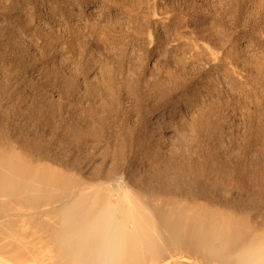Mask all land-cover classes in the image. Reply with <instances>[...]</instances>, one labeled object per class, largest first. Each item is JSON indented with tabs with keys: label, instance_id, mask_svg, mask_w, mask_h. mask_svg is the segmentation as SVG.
<instances>
[{
	"label": "bare ground",
	"instance_id": "6f19581e",
	"mask_svg": "<svg viewBox=\"0 0 264 264\" xmlns=\"http://www.w3.org/2000/svg\"><path fill=\"white\" fill-rule=\"evenodd\" d=\"M8 1L9 0H7V2ZM16 1L18 3H20L22 0H16ZM71 1L73 2V0H71ZM254 1H256V0H254ZM254 1H253V3H254ZM258 1L262 2V0H258ZM258 1H256V2L258 4H260ZM5 2L6 1H4L3 4H5ZM31 2H32V0H31ZM43 2H44V0H43ZM60 2H59V4H60ZM45 3H47V2H45ZM35 4H37V3H35ZM0 5H2V4H0ZM16 5H17V3H16ZM30 5H29V7H30ZM50 5H51V3H50ZM158 5H159V3H158ZM261 5L263 6L264 3ZM42 6L43 5H41V7ZM255 7H257V6H255ZM37 8H40V7H37ZM64 8H66V7H64ZM11 9H12V7H11ZM23 9H25V8H23ZM28 9H31V8H28ZM262 9H263V7H262ZM5 10H6V8H5ZM7 10H8V8H7ZM65 10L67 11V9H65ZM247 10H250V9H247ZM48 11H50V10H48ZM170 11L174 12L173 10H170ZM252 11H253V9H252ZM262 11H264V10H262ZM16 12L19 13L18 10H16ZM16 12H15L16 16H14V14L11 16H14V18L17 17ZM62 12H63V10H62ZM255 12L256 11L254 10V13ZM257 12H259V11L257 10ZM43 13L44 12H42L43 17H41V19H43L44 27L46 26L47 28H49L51 26L52 30H54L55 28L57 29L58 26L57 27L52 26V24H53L52 22L58 21V18L54 17L52 13L51 14H49V13L43 14ZM169 13L170 12H168V15H169ZM176 13H177V11H176ZM249 13L252 15L251 12H249ZM156 14H158V13H155V16H156ZM255 14H257V13H255ZM159 15H160V13L157 16H159ZM165 15L167 16V14H165ZM18 16H19V14H18ZM152 16H154V15H152ZM254 16H256V15H254ZM7 18H9V17H7ZM170 18H171V16H170ZM170 18L168 16L163 17L162 18L163 20L161 22H163V21L167 22V21H169ZM172 18L174 19V17H172ZM18 19H19V17H18ZM151 19H150V21H151ZM160 19H161V17H160ZM82 20H83V18H82ZM189 21H187L186 23H188ZM18 22H19V20H18ZM31 23H32V21H31ZM14 24H16L15 21H14ZM56 24H57V22H56ZM66 24L64 26H66ZM154 24H156V22ZM159 24H161V23H159ZM170 24H172V23H170ZM188 24H191V23H188ZM43 25H42V28H43ZM68 25H70V24L68 23ZM151 25H152V23H151ZM14 26H16V25H14ZM38 26H40V25H38ZM84 26H82V28ZM36 27H37V23H36ZM52 27H54V28H52ZM74 27H76V26H74ZM79 27H81V26L79 25ZM100 27H102V26H100ZM72 28H73V26H72ZM0 29L6 30L4 25ZM9 29H7V30H9ZM34 29H35V27H34ZM84 29H85V27H84ZM147 29H149V28H147ZM58 30H59V28H58ZM58 30H57V32L59 33ZM61 30H62V28H61ZM74 30L75 29L73 28V31ZM37 31H39V28ZM46 31L49 32V29ZM75 31H78V29ZM3 32H5V31H2L1 33H3ZM32 32H33V30H32ZM41 32L43 33V31H41ZM45 32H44V34H45ZM53 32L54 31H52L51 33H53ZM87 32H88V28H87ZM17 33H19V31ZM58 33H57V35H58ZM60 33H62V32H60ZM60 33H59V37H61ZM66 33H68V32H66ZM11 34H13V33H11ZM19 34H21V33H19ZM33 34H35V33H33ZM36 34H37V32H36ZM78 34H79V32H78ZM83 34H85V33H83ZM150 34H152V33H150ZM37 35H39V34H37ZM178 35L180 36V33ZM35 36L36 35H34V37ZM78 36L76 39H78ZM82 36L84 37V35H82ZM86 36H88V35H86ZM183 36H184V34H183ZM34 37H32V38H34ZM44 37L42 38L43 40H45ZM50 37H51V35L49 36V38ZM59 37H58V39H59ZM101 37H102V35H101ZM16 38H17V35H16ZM36 38H37V36H36ZM80 38H79V40L83 39V38L82 39H80ZM18 39H19V37H18ZM18 39H17V41H18ZM40 39L41 38H39V40ZM86 39L88 42V38H86ZM91 39H92V37H91ZM148 39L147 40L150 43L151 40H150V38H148ZM14 40H16V39H14ZM39 40L37 43H39ZM84 40H83V46L86 43ZM2 41H4V40H2ZM20 41H22V43H24L25 39L20 38ZM40 41H42V40H40ZM49 41L51 42L50 39H49ZM249 41H252V40H249ZM0 42H1V40H0ZM4 42H2V43L4 44ZM77 42L74 40L71 42H68V41H61L60 42L59 58H58L59 68L56 69L58 71H56V70L54 71V73L58 72V74H59V78H57V79H59V82H60L59 86H61V90L59 89L61 91V92L59 91L60 95H57V96H59L58 100H56V98H55V100L57 101V104H58L57 108H59L57 110H59L58 113L60 114V117H59L60 120H57V121H60V131L58 130L59 128L57 127L58 128L57 130L59 131V136H55L56 137L55 139H57L56 141L58 144L57 154L55 156H53L49 151V146L45 145L48 142L43 144L38 139L39 136L37 138L36 137L32 138L33 136L32 137H30V135L27 136L26 133H25L26 136H11V135L6 136L8 133L5 136H0V264H264V223L263 222L260 223V221L258 223H260L261 225H258V223H254L258 218L255 216L257 218L255 220V219H251V217L253 218V215H255L257 213H255V214L251 213L252 215L250 216V214H249V212H250L249 210H251L250 208H249V210L240 209L242 211L239 212L233 207L232 203H231L232 205L230 204V202L226 198L225 194L220 192L218 194L215 193L216 195H214L215 191L213 188L216 186L213 187L212 182H210V180L212 178H215V177H212L210 180L208 179L211 184L208 182H205V181H207V178L205 181L203 180V176H204V172H205L206 168L204 169V166H203V160H204L203 159V157H204L203 153L204 152H203V149H201L199 146V143H198L199 140H197L200 137L198 136V138L196 140H194L195 138H193V140L191 142L190 141L187 142L188 139H187V133L185 132L186 131L185 127H187L189 124H187V126H186L185 120H188V118L187 119L185 118L186 110H183L181 108V105H180L181 102L180 101H182V100L179 101L177 96H178V94H180V95L183 94V96H184L185 93H188L192 89L194 84L189 85L186 82L189 80H186V78L184 79V77L182 78V76H184L182 71H181L182 76L179 77L178 75L180 73L179 74L177 73L178 75H176V73L175 74L172 73V71L174 69L173 70L171 69V71L167 69L166 70L167 74H161V73L158 74L159 73L158 71H160V70H157L158 73L156 72L157 75L155 74L156 76L154 77V79L152 78L153 81L147 80V81H149V82H147L146 81L147 78H145V81L147 83H150V84L147 86V88L144 91H140L136 86V82L139 81L137 76L132 77L130 75H125L126 69H125V72L121 71L125 68V67L123 68V66H122L123 69H121V70L118 68L121 71L119 73H117V67H116L117 65L115 66L116 68H111L109 70L108 65H112L111 64L112 61H111V63L109 62L110 64H108V63H107L108 65L106 64L108 66L107 67L104 64L105 63L104 60H106L104 58H106V57L103 58L102 57L103 55L102 56H100V55L96 56V54H94L93 50L92 51L90 50L91 52L89 50H88L89 52H87V50H86V52L85 51L84 52L80 51L81 53L78 52V54H80L81 56H80V59H78V57H77L78 60L76 61L77 51L79 49L81 50V48H80L81 46H79V44ZM92 42L93 41L91 40L90 43L93 45L94 43H92ZM25 43H26V41H25ZM95 43H96L95 45H97V42H95ZM9 44H8V47H9ZM16 44H17L16 47H19L18 43H16ZM192 44H193V42H192ZM195 44L193 46H195ZM201 44H202V42H201ZM203 44L207 45V43H205V42ZM12 45H13V43H12ZM20 45H21V43H20ZM80 45H82V44H80ZM92 45H90V46H92ZM190 45H191V41H190L188 47L192 50V48H191L192 45L191 46ZM204 45H200V46L204 47ZM206 45H205V47H207V49H208L207 51H209V55H210L209 58H211L210 61L212 63L217 62V64H218V62L221 61V60H219L220 57L218 56V53H220V51H218V50L213 51L216 48L213 49V48L209 47L210 45L209 46L208 45L206 46ZM25 46H27V45H25ZM41 46H39V48ZM98 46H99V44H98ZM200 46H199L198 50L201 49ZM245 46L250 47L251 43L248 42L245 44ZM16 47H15V49H18ZM30 47H32V46H30ZM26 48H27V50L30 49L28 47H26ZM84 48H87V46L85 45ZM84 48L82 47V49H84ZM194 48H197V47L195 46ZM209 48H210V50H209ZM9 49H8V51H9ZM15 49H12V50L14 51ZM25 49L23 50V48H22L23 51H21V50L20 51L24 52ZM249 49H251V48H249ZM0 50H1V48H0ZM32 50L34 51V49H32ZM202 50H204V49L202 48ZM202 50H200V51H202ZM6 51L7 50H5V52ZM35 52L36 51L33 52V56H34ZM92 52L94 55L92 54ZM216 52H218V53H216ZM10 53H11V51H10ZM27 53H28V51H27ZM55 53H57V52H55ZM205 53H208V52L201 53V56H202V54H205ZM30 54L32 55L31 52H30ZM191 54L194 55V51H192ZM241 54H242V52H241ZM251 55H253V54H251ZM254 55L257 56V54H254ZM260 55H262V54H260ZM21 56H23V55H21ZM25 57H23L24 60H25ZM223 57H224V55H223ZM258 57L260 58V56H258ZM262 57H264V56H262ZM23 58H21V61ZM34 58H36V55ZM209 58L208 59L205 58V59L209 60ZM228 58L229 57H227V59L226 58H223V59L228 60ZM236 58H239V57H236ZM178 59H180V58H178ZM230 59H234V58L230 57ZM229 60H228V63H229ZM243 60H245L244 57H243ZM1 61H3V60H1ZM4 61H6V60H4ZM261 61H264L263 58ZM261 61H260V63H262ZM208 63H210V62H208ZM233 63H234V61H233ZM238 63H239V61H238ZM245 63H247V61ZM245 63H243V64H245ZM175 64H177V63H175ZM185 64H187V63H185ZM229 64L231 65V63H229ZM89 65H94L95 67L101 68L102 70H100V72L102 71V75H100V77L97 75L98 77L94 78V80H93V78L92 79L90 78L94 82L89 84V85H91V86H89V88L85 89V87H83V89H84L83 90L80 87L81 86L80 80H83V78L81 79L80 77L86 70H88L87 67ZM5 66H3V67L5 68ZM179 66H180V64H179ZM183 66H185V65H183ZM110 67H113V66H110ZM130 67H128V68H130ZM233 67L234 66H232V68ZM245 67H246V65H245ZM199 68H197V69H199ZM237 68H239V67H237ZM237 68H235V69H237ZM242 68H244V67H242ZM256 68L258 69V67H256ZM133 69H134V67H133ZM225 69H226V67H225ZM241 69H239V70L240 71L244 70V69H242V70ZM251 69H252V67H251ZM89 70H91V69L89 68ZM128 71H130V69ZM233 71H234V69H233ZM107 72H109V73H107ZM139 72H138V77L141 76L140 75L141 73L139 74ZM154 72H152V73H154ZM176 72H178V71H176ZM94 73H95V71H94ZM94 73H93V75H94ZM184 73H185V71H184ZM225 73H228V72L225 71ZM231 73H229V74H231ZM241 73L239 72V74H237V75L239 76ZM243 73H244V71H243ZM245 73H247V72H245ZM249 73L250 72H248V74ZM58 74H56V75H58ZM89 74H87V75H89ZM219 74H221V73H219ZM53 75L54 74H52V76ZM93 75H92V77H94ZM144 75L145 74L143 72V76ZM187 77H189V76H187ZM215 77H217V76H215ZM228 78L231 79V77H229V76H228ZM30 79L31 78L29 77V80ZM235 79H236V77H235ZM240 79L241 78H239V80ZM242 79L244 80L243 74H242ZM26 80L28 81V78ZM30 81L32 82L33 80H30ZM190 81H192V80H190ZM87 82H88V80H87ZM246 82H248V81H246ZM179 83L180 84L183 83L185 85L181 91L174 92V93L169 92V90L171 91V86H172V90H173L174 89L173 87L175 85L178 87ZM193 83H194V81H193ZM242 83H244V81ZM30 84L31 83H29V85ZM209 84H211V83H209ZM239 84H241V83H239ZM23 85H25V83ZM246 85H248V84H246ZM85 86H86V84H85ZM29 88H31V86ZM177 89H179V87ZM194 89H195V87H194ZM28 90H30V89H28ZM33 90H35V89L33 88ZM173 91H175V90H173ZM199 91H201V90H199ZM26 92H30V91H26ZM155 93H159L160 95L165 96V97L162 96L164 98V100L161 102V105L158 108L159 109L158 114L155 116L156 119H153L156 121L157 125L155 127H152L154 125V123H152V125L150 127L149 124H147V125L144 124L145 126H144L143 130L140 132L141 134L139 133L140 129L138 131L131 130V132H130L129 129L132 126L127 127L129 125V123L127 121L128 118L126 117L128 115V112L130 111L129 110L130 106H128L129 107L128 111L124 110L125 108L122 107V105L125 104L123 102V97L127 96L128 98L134 100L137 104V105L136 104L134 105V108H135V106H140L139 105L140 102L143 101L146 97H150L151 95H153ZM31 94H28V95H31ZM33 94H34V92H33ZM28 95H27V98H28ZM44 95H45V93H44ZM23 96L25 98V95H23ZM68 96H70L71 98L69 99ZM47 97L49 98V96H47ZM187 97H183V98L187 99ZM0 98H2V97H0ZM27 98H25V99H27ZM50 98H52V96ZM163 98H161V99H163ZM150 99H151V97H150ZM152 99H153V97H152ZM21 100L22 99H20L19 101L21 102ZM30 100H31V98H30ZM39 101H38V103H39ZM56 101H55V103H56ZM45 102H47V101H45ZM141 103H144V102H141ZM79 104L80 105L83 104L84 106L81 107V106H79ZM147 104H146V106H148ZM42 105H43V103H42ZM132 105H133V103H132ZM31 107L29 106V108H31ZM42 107L43 106H41V108ZM51 107H52V105H51ZM155 107H157V106L155 105L154 109H155ZM52 108H54V106ZM137 108H135V109H137ZM31 109L33 110V108H31ZM37 109H36V112L39 111ZM45 109H43V110H45ZM48 109H49V107H48ZM48 109H46V110H48ZM34 110H35V108H34ZM57 110H55V111H57ZM148 112L146 110L145 113H148ZM154 112H155V110H154ZM37 113H39V112H37ZM40 113H43V112L40 111ZM40 113H39V115H40ZM46 114H48V113H46ZM52 114H53V111H52ZM129 114H131V113H129ZM138 114H136V115H138ZM7 115H9V114H6V116ZM39 115L36 114L37 117H39ZM43 115H41V116H43ZM186 115H188V112ZM150 116H152V115H150ZM177 116H179L178 117L180 119L179 121H178V119L176 120ZM10 117H11V115H10ZM37 117H36V119H38ZM48 118H49V116H48ZM134 118H135V116H134ZM139 118H140V116H139ZM145 118H149V117L145 116ZM6 119H8V118H6ZM51 119L53 120L54 118L51 117ZM149 120H150V118H149ZM45 121L47 122V118L45 119ZM80 121H82V122L84 121V123H86V126L88 127V128L86 127L87 128L86 133H85V131L83 132V130H82L83 128L81 129ZM144 121H145V119H144ZM151 121H152V119H151ZM175 121L180 122V123H178L179 125H176ZM111 122H113L115 124V126L118 127L119 130H124V131L127 130L130 132V134L128 136H118L119 140L116 141L115 144H113V145L110 144L112 141L111 140L112 137H110V135H108V134H107L108 136H104L105 130L108 127V125H110ZM202 123H201V125H202ZM55 124H58V123H54L53 125H55ZM131 125H132V123H131ZM205 125H203V126H205ZM0 126H1V124H0ZM135 126H136V124L134 125V128H135ZM141 126L143 127V124ZM200 126H199V128H200ZM9 128H10V126H9ZM16 128H17V126H16ZM23 128H22V130H23ZM50 128H53V127H50ZM201 128H202V126H201ZM216 128H218V127H216ZM172 129H174L175 132L178 131L180 135L179 136L175 135L176 137L171 136V135L169 136L168 132L171 131ZM196 129H198V128H196ZM193 130L191 131V133L195 132V135H196L197 130L196 131H193ZM206 130H207V128H206ZM47 131H44V132H47ZM49 131H51V130L49 129ZM81 131H82V133L85 134L84 136H80ZM111 131L114 133V130H111ZM20 132H18V133L20 134ZM40 132L42 133L43 130ZM109 132H110V130H109ZM204 132H205V130H204ZM214 132H215V129H214ZM218 132L220 133V131H218ZM218 132H215L214 135H216ZM28 133H29V131H28ZM38 133H39V131H38ZM55 133H57V132L55 131ZM199 133L200 132H198V134ZM9 134H10V132H9ZM208 134H209V132H208ZM36 135H37V132H36ZM188 135L190 136L192 134H189V131H188ZM218 136H220V135L218 134ZM192 137H191V139H192ZM208 137H211V136H208ZM212 138H213V136H212ZM44 142H46V141H44ZM216 142H218V141H216ZM224 142H225V140H224ZM216 144L212 145V146H216ZM206 146H207V144H206ZM221 146L222 145H220V147ZM108 148L109 149L112 148L111 149L112 151H110V153H108V152L106 153L104 151V149L106 150ZM210 152H212V149ZM216 152H217V150H216ZM244 152H243V156H244ZM216 154H218V153H216ZM230 156H232V154L228 156L229 159H230ZM240 156H242V155H240ZM206 157H210V156H206ZM211 157H212V155H211ZM217 158H219V157H217ZM232 158H233V156H232ZM246 159L247 158H245V160ZM243 161H244V159H243ZM210 162H214V161H211V159H210ZM237 162H238V160H237ZM250 162H251V160H250ZM151 163L157 164V165H163L165 167L163 174H160V175L157 174V176L156 175L153 176L151 174H149L148 176H143L144 166L151 164ZM206 163H208L207 159H206ZM224 163H225V161H224ZM224 163H223V165H224ZM239 163H240V161H239ZM226 164L227 163H225V165ZM213 167H214V165H213ZM215 168H216V166H215ZM227 168H228V166H227ZM223 169H225V168H223ZM223 169H221V170H223ZM208 171H210V170H208ZM214 171H216V170L214 169ZM229 171H231V170L229 169ZM246 171H248V169ZM161 172H162V170H161ZM240 172H242V171L240 170ZM227 174L228 173H226L224 176L226 177ZM214 175H215V173H214ZM225 177H223L224 180L226 179ZM231 177H229V178H231ZM242 178H243V175H242ZM248 179H247V181H249ZM224 180L223 181L221 180L222 183L224 182ZM232 180H233V178H232ZM217 183L218 182L216 181V184ZM224 183H227V182H224ZM229 183H233V181L230 180ZM234 183H235V181H234ZM229 185H231V184H229ZM224 186H225V184H224ZM225 187L228 188L227 186H225ZM225 187H223V188H225ZM236 187L238 188L237 184H236ZM245 187H246V184H245ZM247 187H248V184H247ZM238 189H240V188H238ZM243 191H244V189H243ZM244 193H245V191H244ZM227 194H229L228 191H227ZM229 196L230 195H228V197ZM230 197H232V196H230ZM249 199H251V198L249 197ZM249 199H247V200H249ZM249 204H251V203H249ZM253 206H252V209H253ZM261 206H260V208H261ZM263 208H261V209H263ZM246 209H247V206H246ZM258 210H259V208H258ZM258 210L256 212H261L260 210L259 211ZM258 215L259 214H257V216ZM261 216H264V214ZM259 219H261V218H259ZM263 220L264 219H262V221ZM262 223H263V225H262Z\"/></svg>",
	"mask_w": 264,
	"mask_h": 264
},
{
	"label": "rangeland",
	"instance_id": "374dc122",
	"mask_svg": "<svg viewBox=\"0 0 264 264\" xmlns=\"http://www.w3.org/2000/svg\"><path fill=\"white\" fill-rule=\"evenodd\" d=\"M4 1H6L5 4H3ZM60 1L61 0H56V1L55 0H44V2H43V0H35V1L32 0V2H31V0H22L20 3H18L16 0H9L8 2H7V0H3V1L0 0V4H2V5H0V18H1L0 23L2 25L0 24V26L2 27L4 25L5 29H6V30L0 29V40H1L0 48L3 51L2 52L0 50V52H1L0 53V59L3 60V61L0 60V80H1L0 81V83H1L0 84V97H2V98H0V100H1L0 101V105H1L0 106V120H1L0 121V124H1V126H0V134L1 135L0 136H5L7 133L9 134V132H10V134L9 135L7 134L6 136H10V135L11 136H26V134H27V136L30 135V137L33 136L32 138H34V137L37 138L39 136L38 139L43 144L48 142L45 145L49 146L50 153L53 156H55L57 154L58 144L56 141L57 139H55L56 138L55 136H59L60 121H57V120H60V118H59L60 114L58 113L59 110H57L59 108H57L58 104H57L56 100H58V97H59L57 95H60L61 86H59L60 82H59V79H57V78H59V74H58V72L57 73L55 72L56 74H58V75H56L54 73V71L59 68L58 58H59V49H60V42L61 41H68V42H71L73 40L76 42L78 41L77 43L79 44V46H81L80 47L81 50L79 49L77 51L76 61L78 59H80V56H81L80 54H78V52H80V51L86 52V50H87V52H89L90 50L91 51L93 50V52H94V54H96V56H98V55L102 56L103 55L102 56L103 58L106 57V58H104V59H106V60H104L105 63L103 62L105 65L107 63L110 64L112 61V63H111L112 65L107 64L109 67L106 65L109 70L111 68L117 67V73H119L121 71L125 72V69H126L125 75H130L132 77L137 76L139 81L136 82V86L140 91H144L147 88V86L150 84V83H147V82H149L147 80L153 81L154 77L157 75L158 72H159L158 74H160V73L161 74H167L166 73L167 69L170 71H171V69L172 70L174 69L172 71V73H174V74L176 73V75H178L180 73L178 75L180 77V76H182L181 75V71H182V73L184 75V76H182V78L184 77V79L186 78V80H189V81H186L189 85L190 84H194V85L188 93H185L184 96H183V94L182 95L178 94L177 98L179 99V101L180 100L183 101V102L180 101L181 102L180 103L181 108L183 110H186V114L188 112V115L185 114V118L186 119L188 118V120H185V124H186V126H187V124H189L187 127H185V129H186L185 132L187 133V139H188L187 142H189V141L191 142L193 140V138H195L194 140H196L198 138V136L200 137L197 140H199L198 141L199 146L201 149H203V152H204L203 153L204 154L203 155L204 156L203 157V159H204L203 160V166H204V169L206 168V170L204 172L205 177L203 176V180L205 181L207 178V181H205V182H208V183L212 182V186L213 187L216 186L213 188L215 191L214 195H216L220 192L225 194V196L229 200L230 204L232 203L233 207L237 211L240 212L242 210H249V208H250L251 209V210H249L250 216L252 214H255V213L259 214L258 215L259 217L257 216V214L253 215V218L251 217V219H255V220L258 218L254 223H258L259 221H260V223L261 222L264 223V220L262 221V219H264V216H261L264 214V208H263L264 207V61H261L262 58L264 60V57H262V56H264V11H262V10H264V5L263 6L261 5L264 3V0H262L263 3L261 1L256 0L260 4H258L254 0H73V2L71 0H65V1L62 0L61 2ZM253 1H254V3H253ZM45 2H47V3H45ZM59 2L61 5L59 4ZM16 3H17V5H16ZM35 3H37L38 5ZM50 3H51V5H50ZM158 3H159V5H158ZM29 5H30V7H29ZM41 5H43L45 8L43 6L41 7ZM254 5L257 7H255ZM11 7H12V9H11ZM37 7H40V8H37ZM64 7H66V8H64ZM262 7H263V9H262ZM5 8H6V10H5ZM7 8H8V10H7ZM23 8H25V9H23ZM28 8H31V9L33 8V9L31 10ZM251 8L253 9V11ZM65 9H67V11ZM247 9H250V10H247ZM16 10H18L19 13H17ZM48 10H50V11H48ZM62 10H63V12H62ZM170 10H173L174 12H172ZM254 10L256 11L255 13H257V14L254 13ZM257 10L259 12H257ZM176 11H177V13H176ZM15 12L17 13V17L14 18V16H16ZM42 12H44L46 14L52 13L54 17L58 18V21L52 22L53 24L51 23L52 26H56V27L58 26L57 29L55 28L54 30H52L51 26L49 28H47L46 26L44 27L43 19H41V17H43ZM168 12H170V13L172 12V13L171 14L169 13V15H168ZM249 12H251L252 15ZM155 13H158V14L160 13L161 16L160 15L157 16L158 14H156V16H155ZM164 13L167 14V16L169 18L171 16V18L174 17V19L170 18L169 21H167V22H165V21L161 22L163 20L162 19L163 17H167ZM13 14H14V16H11ZM18 14H19V16H18ZM152 15H154V16H152ZM254 15H256V16H254ZM7 17H9V18H7ZM18 17H19V19H18ZM160 17H161V19H160ZM82 18H83V20H82ZM17 19L19 20V22ZM150 19H151V21H150ZM14 21L16 24H14ZM31 21H32V23H31ZM187 21H189L188 23H191V24L186 23ZM56 22H57V24H56ZM150 22L152 23V25ZM153 22L154 23L156 22V24H154ZM36 23H37V27H36ZM68 23L70 25H68ZM159 23H161V24L163 23V24L161 25ZM170 23H172V24H170ZM41 24L43 25V28H42ZM65 24H66V26H64ZM14 25H16V26H14ZM38 25H40V26H38ZM79 25L81 27H79ZM99 25L102 27H100ZM59 26L62 28V30ZM72 26L75 30L78 29V31H75V30L73 31ZM74 26H76V27H74ZM82 26H84L85 29H84V27L82 28ZM34 27L36 30L34 29ZM86 27L88 28V32H87ZM30 28L33 30V32ZM38 28H39V31H37ZM52 28H54V27H52ZM58 28H59V30H58ZM147 28H149L150 30ZM7 29H9V30H7ZM48 29H49V32L46 31ZM51 30L54 32L51 33L52 32ZM57 30L59 31V33L62 32V33H60L62 38L59 37V33L57 32ZM2 31H5L6 33L5 32L1 33ZM18 31L21 34L17 33ZM41 31H43V33ZM65 31L68 33H66ZM36 32L39 35H37ZM44 32H45V34H44ZM78 32L81 36L78 34ZM80 32L81 33L83 32L85 34H83V33L81 34ZM93 32L94 33L96 32V33L94 34ZM11 33H13V34H11ZM33 33H35V34H33ZM57 33H58V35H57ZM150 33H152V34H150ZM179 33H180V36L178 35ZM100 34L102 35V37ZM183 34H184V36H183ZM16 35H17V38H16ZM34 35H36L38 39L36 38V36L34 37ZM50 35H51V37L49 38ZM82 35H84V37ZM86 35H88V36H86ZM77 36H78V39H76ZM90 36L92 37V39ZM18 37H19V39H18ZM32 37H34V38H32ZM43 37L45 40L42 39ZM58 37H59V39H58ZM20 38L21 39L24 38L26 43H25V41H24V43H22L23 40L20 41ZM39 38H41L40 40H42V41H40ZM48 38L51 40V42L49 41ZM79 38L80 39L83 38V39L79 40ZM86 38H88V42H87ZM148 38H150V40H151L150 43L148 41L149 40ZM14 39H16V40H14ZM17 39H18V41H17ZM2 40H4L5 42ZM38 40H39V43H37ZM83 40L86 42V43L84 42L85 43L84 46H83ZM91 40L93 41L92 43H94L93 45L90 43ZM249 40H252V41H249ZM14 41L16 43H18L19 47H16L17 44ZM190 41H191L192 46L196 43L195 46L197 48H194L195 46L192 47L190 45L192 48V50H191L188 47ZM2 42H4V44ZM95 42H97V45H95L96 44ZM192 42H193V44H192ZM201 42H202V44H201ZM204 42L207 43L208 46L210 45L209 47H211L213 49L216 48L213 51H216V50L220 51V53L216 52V53H218V56L220 57L219 60H221L218 62V64H217V62L212 63L210 61L211 58H209V56H210L209 51H207L208 49H207V47H205L206 44L205 45L203 44ZM248 42L251 43L250 47L245 46V44ZM12 43H13V45H12ZM20 43H21V45H20ZM8 44H9V47H8ZM80 44H82V45H80ZM98 44H99V46H98ZM25 45H27V46H25ZM85 45L87 46V48H84ZM90 45H92L93 47ZM200 45H204V47L200 46ZM30 46H32V47H30ZM39 46H41V47L39 48ZM199 46L201 49L198 50ZM15 47L18 48L19 50L15 49ZM21 47L23 48V50L26 47L30 48L31 50L30 49L27 50V48H26L25 51L27 50L28 53H27V51L21 52V51H23ZM82 47L84 49H82ZM11 48L15 49V50L13 51ZM202 48L204 50L205 49L206 50L204 51V50H202ZM249 48H251V49H249ZM8 49H9V51H8ZM32 49H34V51H36L34 56H33L34 51ZM5 50H7V51L5 52ZM189 50L191 52L194 51V55L191 54V52ZM200 50H202V51H200ZM209 50H210V48H209ZM10 51H11V53H10ZM30 52L32 53V55L30 54ZM55 52H57L58 54ZM93 52H92V54H93ZM203 52H208V53L202 54V56H201V53H203ZM241 52H242V54H241ZM20 54L23 56H21ZM251 54H253V55H251ZM254 54H257V56ZM260 54H262V55H260ZM35 55H36V58H34ZM223 55H224V57H223ZM258 56H260V58ZM23 57H25V60ZM77 57H78V59H77ZM227 57H229L228 60L230 59V57L234 58V59L229 60V63H231V65L234 66L233 68L228 63V60H226ZM236 57H239V58H236ZM243 57L245 60H243ZM21 58H23L22 61H21ZM178 58H180V59H178ZM205 58H207V59L209 58V60H207ZM223 58H226V59H223ZM4 60H6V61H4ZM222 60L223 61L225 60L226 62L224 61L225 62L224 63ZM237 60L239 61V63ZM183 61L187 64H185ZM233 61H234V63H233ZM246 61L248 64L245 63ZM260 61L263 64L260 63ZM208 62H210V63H208ZM175 63H177V64H175ZM178 63L180 64V66ZM243 63H245V64H243ZM183 65H185V66H183ZM245 65H246V67H245ZM3 66H5V68ZM110 66H113V67H110ZM122 66H123V68L124 67L125 68L123 69ZM128 67H130V68H128ZM133 67H134V69H133ZM225 67L227 70L225 69ZM237 67H239V68H237ZM242 67H244V68H242ZM251 67H252V69H251ZM256 67H258V69ZM89 68L91 70H89ZM98 68L99 67H95L94 65H89L87 67L88 70H86V71L88 73L85 71L80 77L81 79L83 78V80H84V81L80 80L81 81V86H80L81 89H83V87H85V89L89 88V86H91L89 84L94 82L93 81L94 78H97L98 76L100 77V75H102V71L100 72V70H102V69L101 68L98 69ZM118 68L120 70L121 69H123V70L120 71ZM197 68H199V69H197ZM235 68H237L238 70ZM241 68L244 70H242ZM129 69H130V71H128ZM233 69H234V71H233ZM239 69H241L242 71H240ZM157 70H160L161 72L160 71L157 72ZM175 70L178 72H176ZM217 70L218 71L220 70V71L218 72ZM56 71H58V70H56ZM94 71H95V73H94ZM137 71L138 72L140 71L139 72V74L141 73L140 74L141 76L139 75L140 77H138ZM184 71H185V73H184ZM225 71H227L228 73H225ZM243 71H244V73H243ZM96 72L97 73L99 72V73L97 74ZM143 72L145 74L144 75L145 77L143 76ZM152 72H154V73H152ZM239 72L240 73L242 72V73L238 76L237 74H239ZM245 72H247V73H245ZM248 72H250V73L248 74ZM93 73H94V75H93ZM107 73H109V72H107ZM219 73H221V74H219ZM229 73H231V74H229ZM52 74H54L53 76L55 78L52 76ZM87 74H89V75H87ZM242 74H243L244 80L242 79ZM92 75L94 77H92ZM187 76H189V77H187ZM215 76H217V77H215ZM228 76L231 77V79L228 78ZM234 76L236 77V79ZM29 77L31 78L30 80H33L32 82L29 80ZM27 78H28L29 82L26 80ZM90 78L91 79L93 78V80H91ZM145 78H147L146 79L147 82L145 81ZM239 78H241V79L239 80ZM87 80H88V82H87ZM190 80H192V81H190ZM245 80L248 82H246ZM193 81H194V83H193ZM243 81H244V83H242ZM24 83L26 86L23 85ZM29 83H31V84L29 85ZM209 83H211V84H209ZM239 83H241V84H239ZM85 84H86V86H85ZM182 84L183 83L178 84L179 89H177L178 87L176 85L175 86L173 85L174 86L173 90H175V91L172 90V86H171V91L169 90V92L174 93V92L181 91L183 89V87L185 86L184 84L183 85ZM246 84H248V85H246ZM30 86H31V88H29ZM194 87H195V89H194ZM33 88L35 90H33ZM28 89H30V90H28ZM25 90L30 91V92H26ZM199 90H201V91H199ZM33 92H34V94H33ZM27 93L28 94L32 93L33 95L32 94L28 95ZM44 93H45V95H44ZM23 95H25V98H27V95H28V98L25 99ZM50 95L52 96L53 99L50 98L51 97ZM47 96H49V98ZM162 96H164V95H160L159 93H155V94L150 96L151 99H150V97H146L144 99L145 101L144 100L141 101L144 103L140 102V104H139L140 106H135V108L138 107L137 108L138 110L134 108V105L136 104V102L134 100L128 98L127 96L123 97V102L125 103V104L123 103L124 105H122V107L125 108V109L124 108L123 109L128 111V108H129L128 106H130V108H129L130 111L128 112V115L126 116L128 119L125 117L129 123V125L127 127L132 126L129 129L130 132H131V130L138 131L140 129L139 130V133H140L145 126L144 124H146V125L149 124L150 127H151L152 123H154V125L152 127H155L157 125L156 121L153 119H156L155 116L158 114V110H159L158 108L161 105V102L164 100V98ZM35 97L36 98L38 97V98L36 99ZM68 97H69V99L71 98L70 96H68ZM152 97H153V99H152ZM183 97H187V99H185ZM30 98H31V100H30ZM55 98H56V100H55ZM161 98H163V99H161ZM18 99L19 100L22 99L21 102ZM38 101H39V103H38ZM45 101H47V102L49 101L48 102L49 104ZM55 101H56V103H55ZM41 102L43 103V105ZM132 103H133V105H132ZM50 104L52 105V107L54 106V108H52ZM146 104L148 106H146ZM155 105L157 107H155V109H154ZM29 106L30 107L32 106L31 108H33V110L31 108H29ZM41 106H43L42 107L43 109H45V108L48 109V107H49L50 110L49 109L43 110L41 108ZM79 106L82 107L84 105L79 104ZM34 108H35V110H34ZM36 109L39 110L37 112L40 113V111H42L43 113H40V115H39V113L36 112ZM55 110H57V111H55ZM146 110H147V112L148 111L149 112L145 113ZM154 110H155V112H154ZM52 111H53V114H52ZM46 113H48V114H46ZM129 113H131L132 115ZM6 114H9V115L6 116ZM36 114L39 115V117H37ZM136 114H138V115H136ZM10 115H11V117H10ZM41 115H43V116H41ZM144 115L146 117H149L150 120H149V118H145ZM150 115H152V116H150ZM48 116H49V118H48ZM134 116L136 119L134 118ZM139 116H140V118H139ZM5 117L8 119H6ZM36 117L38 119H36ZM51 117H53L54 119L52 120ZM178 117L179 116L176 117V120L178 119V121H179L180 119ZM46 118H47L48 123L45 121ZM144 119H145V121H144ZM151 119H152V121H151ZM178 121H175L176 125H179L178 123H180V122H178ZM54 123H58V124L53 125ZM131 123H132V125H131ZM134 123L136 124L135 128H134V125H135ZM141 123L143 124V127L141 126L142 125ZM201 123H202V125H201ZM110 125H108V127L106 128L104 136L110 135V137L113 138V139L111 138V140H112L110 143L111 145L115 144V142L119 140L118 136H128L130 134V132L127 130H125V131L119 130L118 127L115 126V124L113 122H111ZM200 125L202 126V128ZM203 125H205V126H203ZM9 126H10V128H9ZM16 126H17V128H16ZM49 126L53 127V128H50ZM199 126H200V128H199ZM80 127H81V129L83 128L82 129L83 132L85 131V133H86V130L88 127L86 126V123H84V121L83 122L80 121ZM205 127L207 128V130ZM216 127H218V128H216ZM22 128H23V130H22ZM196 128H198V129H196ZM213 128L215 129V132L220 131V133L218 132L216 135H214L215 132H214ZM49 129L51 131H49ZM42 130H43V132L41 133L40 131H42ZM109 130H110V132H109ZM111 130H114V133ZM192 130L193 131L197 130L196 135H195V132L191 133ZM204 130L206 133L204 132ZM28 131H29V133H28ZM38 131H39V133H38ZM44 131H47V132H44ZM55 131L57 133H55ZM171 131L168 132L169 136L171 135V136L176 137L177 135L178 136L180 135L179 132L178 131L175 132L174 129H172ZM188 131H189V134H192V135L189 136ZM18 132H20V134ZM36 132H37V135H36ZM198 132H200L199 133L200 135L198 134ZM208 132H209V134H208ZM218 134L220 136H218ZM84 135L85 134L82 133V131H81L80 136H84ZM208 136H211V137H208ZM212 136H213V138H212ZM191 137H192V139H191ZM224 140H225V142H224ZM44 141H46V142H44ZM216 141H218V142H216ZM206 144L208 147L206 146ZM215 144H216V146H212ZM220 145H222V146L220 147ZM111 149L112 148H110V149L108 148L106 150L104 149V151L106 153L107 152L110 153V151H112ZM211 149H212V152H210ZM215 149L217 150V152ZM243 152H244L245 157L243 156ZM216 153H218V154H216ZM230 153L232 154L233 158H232V156H230V159H229L228 156L231 155ZM205 155L210 156V157H206ZM211 155H212V157L214 156L215 158L213 157L214 158L213 159L211 157ZM240 155H242V156H240ZM217 157H219V158H217ZM245 158H247V159L245 160ZM206 159H207L208 163H206ZM210 159H211V161H214V162H210ZM243 159H244V161H243ZM223 160L225 161V163H227L226 165H225ZM237 160H238V162H237ZM250 160H251V162H250ZM239 161H240V163H239ZM222 162L224 163V165ZM213 165H214V167H213ZM162 166L163 165H157V164H152V163L144 166L143 176H148L149 174H151L153 176H155V175L157 176V174L158 175L163 174L165 167L164 166L162 167ZM215 166H216V168H215ZM227 166H228V168H227ZM223 168H225V169H223ZM214 169L218 173L216 171H214ZM221 169H223V170H221ZM229 169L231 171H229ZM247 169H248V171H246ZM161 170H162V172H161ZM208 170H210V171H208ZM240 170L242 172H240ZM214 173H215V175H214ZM226 173H228L230 176L227 174L225 177L224 175ZM247 173L248 174L250 173V174L248 175ZM241 174L243 175V178H242ZM212 177H215V178H212ZM223 177L226 178L225 179L226 181L224 180ZM229 177H231V178H229ZM232 178H233V180H232ZM208 179L209 180L211 179L210 182ZM242 179L243 180L245 179V180L243 181ZM247 179L249 181H247ZM221 180L222 181L224 180V182H227V183H224V182L223 183L228 188H226L224 186V184L222 183ZM230 180L233 181V183H229ZM216 181L218 182L217 184H216ZM234 181H235V183H234ZM228 183L231 185H229ZM236 184L238 185V188H240V189H238L236 187ZM245 184H246V187H245ZM247 184H248V187H247ZM223 187H225V188H223ZM243 189H244L245 193H244ZM227 191L229 194H227ZM228 195H230L232 197H230V196L228 197ZM249 197L251 199H249ZM247 199H249L250 201ZM249 203H251V204H249ZM246 206H247V209H246ZM252 206H253V209H252ZM260 206L263 209H261ZM258 208L261 212H256L258 210ZM240 209H242V210H240ZM259 218H261V219H259ZM260 223H258V225H261ZM263 223H262V225H263Z\"/></svg>",
	"mask_w": 264,
	"mask_h": 264
}]
</instances>
